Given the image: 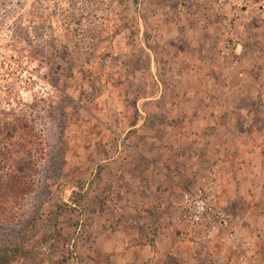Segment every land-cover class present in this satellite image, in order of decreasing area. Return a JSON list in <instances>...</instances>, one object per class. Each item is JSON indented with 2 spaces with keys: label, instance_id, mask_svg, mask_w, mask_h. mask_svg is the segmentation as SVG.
Instances as JSON below:
<instances>
[{
  "label": "rangeland",
  "instance_id": "1",
  "mask_svg": "<svg viewBox=\"0 0 264 264\" xmlns=\"http://www.w3.org/2000/svg\"><path fill=\"white\" fill-rule=\"evenodd\" d=\"M212 3L201 0L197 6L189 0H169L168 13L156 0H38L31 4L35 41L31 43L21 30L16 35L20 42L32 46L37 70L51 84L53 93L22 110L6 111L0 102V128L15 126L7 136L3 132L7 143L23 144L35 161L32 193L13 221L0 219V264H125L124 250L131 245L116 237L124 230L132 233L136 227L128 229L120 223L119 147L123 150V140L132 133L128 126L144 119L138 111L145 105L143 97L158 85L151 78L155 75L159 83L167 85L171 83L166 74L182 72L183 40L188 39L183 25L193 18L195 27L208 30L207 40L212 45L210 55L202 60L219 63L215 73L222 92L232 89V77L238 74L249 72L257 78L264 74V60H246L242 53L235 65L233 60L220 59V29L211 12ZM26 5L24 0H0V7L15 13ZM199 6H205L204 17L197 14ZM189 10L192 14L186 15ZM254 37L262 43L254 44L252 56L264 54V31L255 36L244 29L243 45L248 50ZM239 81L235 85L242 86ZM241 104L247 105L246 101ZM148 114L144 121L158 119L157 114ZM251 115L258 137L251 142L254 145L264 137V129L258 114ZM251 120L243 118L242 128ZM214 129L204 132L203 149L189 155L193 157L189 162L185 159V166L196 173L189 190L216 168L220 204L231 217L240 219V229L260 234L251 258L253 264H262L264 178L247 176L252 162L244 155L231 161V133L222 130L217 143L212 139ZM146 132L150 134V130ZM220 146L226 159L216 155ZM238 171H242L240 179L232 182L230 173ZM222 173L227 174L226 180ZM177 213L178 204L168 223L157 226L161 234L171 233L174 252H184V257H172V264H237L229 249L216 246L224 261L219 263L213 249L192 244L175 222ZM136 243L130 242L132 246ZM165 244L160 241L162 248ZM13 248L27 251L18 256Z\"/></svg>",
  "mask_w": 264,
  "mask_h": 264
},
{
  "label": "crops",
  "instance_id": "2",
  "mask_svg": "<svg viewBox=\"0 0 264 264\" xmlns=\"http://www.w3.org/2000/svg\"><path fill=\"white\" fill-rule=\"evenodd\" d=\"M156 1H160L163 10L168 13L169 0ZM189 1L197 6L201 2V0ZM204 9L205 6H199L197 14L204 17L206 13L203 12ZM211 9V12L216 15L213 3ZM190 11H186V15L192 14ZM262 21H248L243 25V30H248L256 36L258 32L264 31ZM188 22H190L189 25L182 27L189 39L183 40L182 72L166 74L165 79L171 83L167 85L159 83L154 75L151 79H154L158 85L145 94L143 97L145 105H141L138 110L144 119L147 117L146 113H149L148 115L157 114L158 119L153 122L143 119L129 125L127 129L132 130V133L128 139L123 140V150L119 147L121 167L118 175L121 181L117 192V204L120 211V223L128 229L129 226L136 227L132 233L124 230L118 233L119 237H116L125 241L126 244L128 242L127 245H131V248L133 247L132 250H130L131 248L124 250L125 264H172V257H184L183 251L174 252L171 248L173 241L171 233L161 234L157 231V226L168 223L172 215L171 212L173 213L176 209L182 192L191 189L192 182L195 180L192 177L196 173L195 171L191 172L185 166V159L187 158V162H189V158L192 157L189 155L203 149L204 132L210 127L215 128L216 134L212 139L217 143H220L217 139H220L222 130H225L224 133L227 131L231 133L229 143L234 146L231 147L233 154L230 156L231 161L238 160L244 155L247 161L252 162L250 170H247L249 173L247 176L257 180L264 178V137L262 136L264 129V74L260 75V78L253 77L249 72L238 74L237 78L240 81L236 80V76L232 77L234 83L232 89L222 92L219 88V78L215 73L220 66L219 63L202 60L210 55L208 48L212 44H209L207 40L209 32L206 28L195 27L193 18ZM219 40L220 32L218 38L220 46ZM256 41H258L256 37L252 38L248 50L243 45L241 55L244 57L246 55V60H254L253 58L264 60L262 53L258 56V52H256V56L255 54L252 56L254 44L262 43L261 40ZM235 81L242 83V86L235 85ZM243 101H246L247 105L243 106L241 104ZM259 102L261 103L259 104ZM244 112L246 114L243 116ZM254 113L260 117L262 137L259 142H255L253 145L251 142L258 139L254 134V129H256L254 115H251ZM222 115L226 117H222ZM239 116L240 122L238 123ZM249 117L252 122H246L247 124L242 128L241 121L243 118L248 119ZM147 130H150V134L146 132ZM206 140H208L207 135ZM224 151L220 146L216 155L223 158L225 156L226 159ZM131 165L134 166L132 169H130ZM240 172L242 171L230 173L232 182L240 179ZM104 174L108 175L109 171H105ZM226 177L227 174H224L223 180H226ZM252 204L251 201L248 206ZM239 220V218L234 219L236 228H240L241 221ZM257 235L261 239L260 234ZM248 236L250 240L256 234H251L249 231ZM133 240L139 243L132 246L130 242ZM162 240L166 243L163 248L160 245ZM253 249L251 250L252 254Z\"/></svg>",
  "mask_w": 264,
  "mask_h": 264
},
{
  "label": "built area",
  "instance_id": "3",
  "mask_svg": "<svg viewBox=\"0 0 264 264\" xmlns=\"http://www.w3.org/2000/svg\"><path fill=\"white\" fill-rule=\"evenodd\" d=\"M24 1L27 5L16 13L0 7V102L6 111L25 109L53 93L51 84L37 70L32 46L20 42L16 35L21 30L31 43L35 41L30 7L38 0ZM213 9L220 27L219 57L233 60L235 65L243 45V25L264 20V0H214ZM52 27L58 30L55 23ZM218 183L217 170L213 168L198 187L183 191L175 222L192 244L213 249L219 263L224 261L216 246L234 252L237 264H253L251 250L259 238L252 236L249 240L245 228H236L234 218L220 204Z\"/></svg>",
  "mask_w": 264,
  "mask_h": 264
},
{
  "label": "trees",
  "instance_id": "4",
  "mask_svg": "<svg viewBox=\"0 0 264 264\" xmlns=\"http://www.w3.org/2000/svg\"><path fill=\"white\" fill-rule=\"evenodd\" d=\"M12 128L6 125L0 128V219L4 221L15 219L23 201L33 191L35 174L31 150L23 144L12 146L7 143L3 132L7 136ZM12 251L19 256L27 250L13 248Z\"/></svg>",
  "mask_w": 264,
  "mask_h": 264
}]
</instances>
